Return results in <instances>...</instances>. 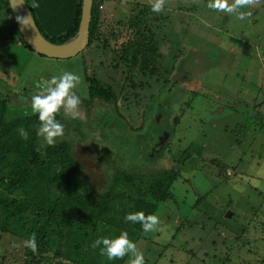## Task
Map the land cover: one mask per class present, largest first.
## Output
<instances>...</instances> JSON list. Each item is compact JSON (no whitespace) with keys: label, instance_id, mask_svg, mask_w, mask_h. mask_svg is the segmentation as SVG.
<instances>
[{"label":"rangeland","instance_id":"rangeland-1","mask_svg":"<svg viewBox=\"0 0 264 264\" xmlns=\"http://www.w3.org/2000/svg\"><path fill=\"white\" fill-rule=\"evenodd\" d=\"M207 4L166 0L164 11L155 13L152 0L98 1L106 31L117 29L119 19L130 22L139 15L141 27L148 24L160 55L152 64L155 75L138 66L128 71L102 38L69 60L34 57L13 42L0 47V92L16 89L11 109L20 116L35 115L30 105L37 84L65 71L116 92L117 104L108 105L89 102L78 88L82 118L57 117L65 126L57 142L77 135L87 141L88 149L78 138L74 155L97 189H105L106 173L110 181L117 170L181 172L173 202L157 214L163 230L137 238L146 264H264V0L241 9L251 13L244 20ZM68 129L76 130L73 137ZM122 231L105 224L95 240ZM23 241L0 232V261L28 264ZM95 250L85 264H108ZM59 262L78 264L53 253L42 264Z\"/></svg>","mask_w":264,"mask_h":264},{"label":"trees","instance_id":"trees-1","mask_svg":"<svg viewBox=\"0 0 264 264\" xmlns=\"http://www.w3.org/2000/svg\"><path fill=\"white\" fill-rule=\"evenodd\" d=\"M25 1L39 31L51 43L64 44L78 33L83 0ZM98 1L94 0L93 4L88 47L102 38L104 46L111 49L118 63L127 65L128 71L138 66L145 75L157 74L152 64L160 55L148 24L141 27L145 22L139 15L130 22L119 19L117 29L106 31L102 28L104 19L98 10ZM33 2L39 7L33 8ZM1 30L6 34H0V47L13 42L21 44L34 57L48 59L23 41L8 0H0ZM18 77H21L20 73ZM11 89L12 93L0 92V232L24 240L36 233L38 252L33 253L26 247L25 261L42 264L47 261V255L53 253L54 258L64 257L85 264L93 253L91 244L105 224L127 231L134 242L138 241L137 238H145L142 226L125 222L124 217L137 211L158 214L159 209L166 206L164 204L173 202L172 187L181 172L173 168L143 175L117 170L110 181L106 173L105 189H97L74 155V146L80 139L78 135L72 142L44 146L43 140L37 136L38 114L20 116L16 109H11V94H16V89ZM79 89L87 93L89 102L116 105L119 99L111 86L92 77L86 76ZM13 112L17 113L15 118L11 116ZM20 127L28 132L27 140L19 135L17 130ZM75 131L68 129L67 133L73 137ZM86 143L79 140L82 147H87ZM176 209L182 213L180 206ZM107 261L108 264L119 263L118 259Z\"/></svg>","mask_w":264,"mask_h":264},{"label":"clouds","instance_id":"clouds-1","mask_svg":"<svg viewBox=\"0 0 264 264\" xmlns=\"http://www.w3.org/2000/svg\"><path fill=\"white\" fill-rule=\"evenodd\" d=\"M258 0H208L209 9L223 12L228 15L235 14L238 19L244 20L251 15L250 12L241 9L250 8L256 5ZM10 7L17 8L18 0H9ZM166 0H152V11L161 13L164 11ZM33 8L39 4L33 2ZM17 22L24 27H30L34 23L31 14L17 16ZM82 84L80 75L65 71L59 76H52L50 79L42 80L37 84L39 89L31 96V111L38 114L40 126L37 129V136L42 138L48 146H55L58 140L65 136V126L57 117L62 113L66 118L77 120L82 118V99L78 94V88ZM23 99V98H21ZM19 135L27 140L28 132L18 128ZM125 222L140 224L145 234L162 231V221L157 214H145L143 211L128 213L124 217ZM23 245L33 253L38 252L37 236L32 233L29 239L23 241ZM92 249H99L100 255L107 260L113 261L130 256L128 264H146L143 251L138 248L127 231H122L118 237H101L91 244Z\"/></svg>","mask_w":264,"mask_h":264},{"label":"water","instance_id":"water-1","mask_svg":"<svg viewBox=\"0 0 264 264\" xmlns=\"http://www.w3.org/2000/svg\"><path fill=\"white\" fill-rule=\"evenodd\" d=\"M93 4L94 0L82 1V16L79 31L73 38L61 45L51 43L41 34L25 0H18V5L15 10L12 7L10 8L23 41L36 53L49 59L69 60L76 58L89 46ZM29 13L32 16L34 23L32 26L24 27L22 29V26L17 22L16 17L27 16Z\"/></svg>","mask_w":264,"mask_h":264}]
</instances>
